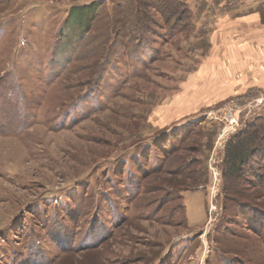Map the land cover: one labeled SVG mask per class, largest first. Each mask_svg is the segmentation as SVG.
<instances>
[{
	"label": "rangeland",
	"instance_id": "374dc122",
	"mask_svg": "<svg viewBox=\"0 0 264 264\" xmlns=\"http://www.w3.org/2000/svg\"><path fill=\"white\" fill-rule=\"evenodd\" d=\"M177 2L0 0V264H264V0Z\"/></svg>",
	"mask_w": 264,
	"mask_h": 264
},
{
	"label": "trees",
	"instance_id": "16d2710c",
	"mask_svg": "<svg viewBox=\"0 0 264 264\" xmlns=\"http://www.w3.org/2000/svg\"><path fill=\"white\" fill-rule=\"evenodd\" d=\"M168 3H172L176 6V8L180 7V10L182 9L181 7H183L184 5H181L179 2H177V0H166ZM186 7V8H185ZM182 9V11L185 13V15L187 16V14H189V8L187 6H185ZM170 9L172 10V8H168L167 10V14H166V19L169 21L170 19H173V10L170 11ZM92 10V9H91ZM90 10V12H91ZM93 11V10H92ZM172 12V13H169ZM77 14L78 16H81V18H85V13L84 10L82 8H78L77 9ZM86 25H89L88 19L86 22ZM90 26V25H89ZM256 125L255 123H250L245 126V128L241 129L239 132H237L234 136L233 139L231 141H227L228 148L226 145V159L227 161L230 162V169L233 172V174H240L239 172H241V166L244 168V166L247 167V165L250 167L252 166V162L256 161L258 162L257 157L258 156H262V154H264V146L260 147L261 144H259V142L257 141L256 137L253 135H249L248 133L251 131L250 128H253V126ZM228 149V152H227ZM133 154L135 155V153L133 152ZM259 154V155H258ZM139 157V156H137ZM140 168L138 169L139 175H142L143 172H145L143 166H139ZM162 166L157 167L155 170H157L158 172L161 171ZM251 171L254 170V167H251L250 169ZM245 174V172H242ZM251 173V172H250ZM235 174V175H236ZM256 175V173L254 172V176ZM139 177L136 175L133 179L131 177V180L136 181ZM263 180H257L256 184L259 185H263ZM142 191V189H141ZM140 194V193H139ZM143 194V192H142ZM166 200V199H164ZM153 214V213H152ZM154 215V214H153ZM94 222L92 223H96L97 220V214L94 215ZM119 222V221H118ZM118 222L115 223L114 225V232L116 231V233L118 232ZM92 224L90 225V229H92ZM91 232V230L89 231ZM89 234V233H87Z\"/></svg>",
	"mask_w": 264,
	"mask_h": 264
},
{
	"label": "crops",
	"instance_id": "0c3cea01",
	"mask_svg": "<svg viewBox=\"0 0 264 264\" xmlns=\"http://www.w3.org/2000/svg\"><path fill=\"white\" fill-rule=\"evenodd\" d=\"M189 1H191V0H189ZM204 1V0H203ZM206 2L207 1H210V0H205ZM248 1H246L245 3H247ZM257 12H259V10H248V11H246L245 13H243V14H241V15H238V16H227V17H225V15H224V17L222 16V17H220L219 19H218V21L215 23V25H216V28H217V26H218V29H220L221 27H222V24L221 23H224V22H227L228 20H230V18H241V17H245V16H248V15H252V14H255V13H257Z\"/></svg>",
	"mask_w": 264,
	"mask_h": 264
}]
</instances>
